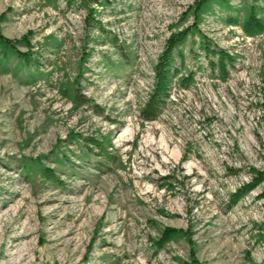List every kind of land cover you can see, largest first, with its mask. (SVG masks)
I'll return each mask as SVG.
<instances>
[{"label":"rangeland","instance_id":"374dc122","mask_svg":"<svg viewBox=\"0 0 264 264\" xmlns=\"http://www.w3.org/2000/svg\"><path fill=\"white\" fill-rule=\"evenodd\" d=\"M195 1L0 0L1 33L29 40L0 42V264H264V178L230 199L264 170V0ZM187 26L193 80L145 119ZM201 38L232 55L226 76ZM90 136L115 160L97 168Z\"/></svg>","mask_w":264,"mask_h":264},{"label":"trees","instance_id":"16d2710c","mask_svg":"<svg viewBox=\"0 0 264 264\" xmlns=\"http://www.w3.org/2000/svg\"><path fill=\"white\" fill-rule=\"evenodd\" d=\"M206 0H196L194 3V12L198 13L200 10L203 2ZM92 12V11H91ZM194 25L196 23H193ZM262 25L260 20L254 19L251 15H249L244 23V28L246 30L259 27ZM253 26V27H252ZM190 26H187L183 29L177 30L172 32L169 37L167 38L166 44L159 54L158 61L155 66V81L152 87V90L145 101L144 105L140 109V115L145 119H152L155 118L158 113L163 108L166 100L170 98L171 92V81L174 76L178 77V84L179 85H187L191 80H193V72L190 71L187 74H179V65L177 64L176 60L183 58L182 49L179 48L180 42H182L188 32ZM24 42L27 45L29 44V40L27 35H23L21 38H9L1 33L0 31V42L3 44L15 48V43L17 42ZM200 46L204 49L205 54L208 56L207 61L210 64L212 69L216 68L220 75L226 76L227 75V64L232 63V55L226 53L222 48L211 45L209 40L201 38L200 39ZM19 56L23 59L29 60L31 54L19 51ZM179 74V75H178ZM78 94V93H77ZM76 94L75 98L77 101H81L80 96ZM92 150V152L96 157V167L101 168L105 165L109 164V161L115 160L116 153L110 151L107 147L113 148V144L109 139L98 138V137H86V142ZM93 147L97 148L98 150H93ZM264 178V170L253 168V175L250 180L244 182L241 186L236 188L231 194V200H237L241 197L244 193L252 189L256 184H258ZM264 220V219H263ZM177 230L174 228H165L162 236L161 241H164L168 236L175 234ZM162 243V242H161Z\"/></svg>","mask_w":264,"mask_h":264}]
</instances>
